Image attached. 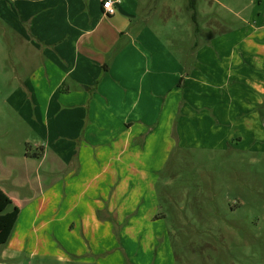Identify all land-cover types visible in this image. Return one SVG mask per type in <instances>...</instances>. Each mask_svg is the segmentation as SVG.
<instances>
[{"label":"crops","instance_id":"obj_1","mask_svg":"<svg viewBox=\"0 0 264 264\" xmlns=\"http://www.w3.org/2000/svg\"><path fill=\"white\" fill-rule=\"evenodd\" d=\"M105 1L0 0L29 46L7 104L42 143L2 166L19 209L8 241L112 264L98 256L115 232L130 264H172L158 191L172 149L256 151L264 137V0L181 56L152 25L157 0H111L112 16Z\"/></svg>","mask_w":264,"mask_h":264},{"label":"rangeland","instance_id":"obj_2","mask_svg":"<svg viewBox=\"0 0 264 264\" xmlns=\"http://www.w3.org/2000/svg\"><path fill=\"white\" fill-rule=\"evenodd\" d=\"M189 1L157 0V8L151 14L155 17L152 25L179 56L195 42H208L207 35L240 26L242 19L249 18L261 2L196 0L203 31L195 39ZM1 24L0 176L6 162L18 160L26 151L37 153L38 145H42L38 136L28 130L27 122L7 104L17 83L12 71L20 67V61L25 64L21 57L26 56L19 53L29 46ZM171 137L175 142V136ZM167 159L158 191L166 217L172 264H264V137L256 151L250 147L226 152L174 147ZM113 236L103 240L98 258L112 264L116 261L130 264L115 232ZM9 241L0 249V264H96L97 258L92 263L78 262L91 258L87 254L78 256L54 239V244L40 248L28 241L21 247L11 246Z\"/></svg>","mask_w":264,"mask_h":264},{"label":"trees","instance_id":"obj_3","mask_svg":"<svg viewBox=\"0 0 264 264\" xmlns=\"http://www.w3.org/2000/svg\"><path fill=\"white\" fill-rule=\"evenodd\" d=\"M189 3L191 19L195 28L199 29L196 0H190ZM10 207L11 209L8 210ZM18 215L19 209L16 206H13L12 200L0 189V249L10 239Z\"/></svg>","mask_w":264,"mask_h":264},{"label":"built area","instance_id":"obj_4","mask_svg":"<svg viewBox=\"0 0 264 264\" xmlns=\"http://www.w3.org/2000/svg\"><path fill=\"white\" fill-rule=\"evenodd\" d=\"M103 9L106 16H112L115 13V8L111 0H107L103 3Z\"/></svg>","mask_w":264,"mask_h":264}]
</instances>
